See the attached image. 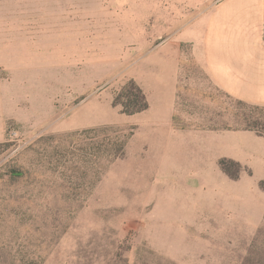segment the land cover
<instances>
[{"label": "rangeland", "instance_id": "obj_1", "mask_svg": "<svg viewBox=\"0 0 264 264\" xmlns=\"http://www.w3.org/2000/svg\"><path fill=\"white\" fill-rule=\"evenodd\" d=\"M141 2L0 0V264H264V106L190 43L168 130L114 106L184 27Z\"/></svg>", "mask_w": 264, "mask_h": 264}, {"label": "crops", "instance_id": "obj_2", "mask_svg": "<svg viewBox=\"0 0 264 264\" xmlns=\"http://www.w3.org/2000/svg\"><path fill=\"white\" fill-rule=\"evenodd\" d=\"M140 1L148 6L146 0ZM166 1L168 15L160 8L158 13L138 17L143 22L164 23L161 18L165 16L167 23L184 26L159 44L144 63L139 85L150 103L144 113H152L154 121L163 123L162 129L174 123L180 57L188 43L193 46L196 62L220 90L245 103L264 106V0ZM175 10L180 13L169 14ZM180 10H185L184 15ZM186 10H191L189 15Z\"/></svg>", "mask_w": 264, "mask_h": 264}, {"label": "trees", "instance_id": "obj_3", "mask_svg": "<svg viewBox=\"0 0 264 264\" xmlns=\"http://www.w3.org/2000/svg\"><path fill=\"white\" fill-rule=\"evenodd\" d=\"M239 103L242 105L248 104L243 101H239ZM149 105L150 103L146 94L142 90L141 86L134 80L122 88V91L117 94L114 101V106L120 107L122 113L127 116H135L140 113L142 114L149 109ZM244 130L263 135L253 127H249V129ZM126 144L127 143L125 142L123 146L124 151L121 152L122 155L125 153Z\"/></svg>", "mask_w": 264, "mask_h": 264}]
</instances>
